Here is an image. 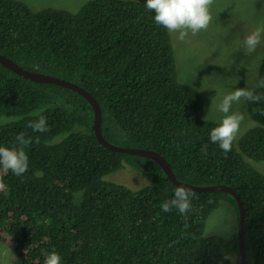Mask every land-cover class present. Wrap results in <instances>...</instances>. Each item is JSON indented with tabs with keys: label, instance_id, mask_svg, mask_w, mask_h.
Wrapping results in <instances>:
<instances>
[{
	"label": "trees",
	"instance_id": "16d2710c",
	"mask_svg": "<svg viewBox=\"0 0 264 264\" xmlns=\"http://www.w3.org/2000/svg\"><path fill=\"white\" fill-rule=\"evenodd\" d=\"M153 17L140 0H96L77 12L34 11L22 1L0 0V53L25 69L78 83H89L106 60H118L110 68L134 80L120 90L127 101L106 106L107 139L156 150L180 181L231 186L245 210L246 264H264V99L251 106L258 125L223 152L210 140L218 123L204 118L199 89L180 81L172 39ZM260 74L264 78V65ZM253 91L264 95V88ZM69 94L85 101L81 116L93 117L82 94L33 82L0 64V114L30 112L29 122L43 109L48 124L46 137L27 149L23 175L0 167V242L14 248L13 264H43L51 251L61 264H240L237 232L230 238L204 234L221 201L238 215L233 195L192 190L187 215L163 211L160 204L180 185L152 159L100 144L92 124L72 115ZM16 136L12 123L0 125L2 146L17 145ZM124 164L143 171L148 184L133 190L104 179Z\"/></svg>",
	"mask_w": 264,
	"mask_h": 264
},
{
	"label": "clouds",
	"instance_id": "9594fccd",
	"mask_svg": "<svg viewBox=\"0 0 264 264\" xmlns=\"http://www.w3.org/2000/svg\"><path fill=\"white\" fill-rule=\"evenodd\" d=\"M18 1L25 2L30 7V5L25 0H18ZM91 1L93 2L96 0H90L88 1V3ZM140 1H143L145 3V7L149 12L154 13V17H153L154 22L160 27H162L163 29H165L166 31H168L172 39L173 47H174V42H173L172 33H179L178 38L180 40H183L185 39V37L188 36L189 33L195 36L199 32L203 30H207L209 24L212 21L210 9H211V6L214 0H140ZM57 2L58 1H54L53 3H49L45 7H42V8H32V7L30 8L34 11H38L46 7L67 9L64 7L57 6L56 5ZM78 20L73 21V22L76 23ZM82 29L83 28H81L80 30ZM262 36H264V26L257 27L254 31L247 34L243 38V41L241 44L242 49L238 48V51H237L238 60L235 63L244 72L246 80H250L254 78L256 80V84L254 85L250 84V89H248L247 87H243V88L237 87V88H234L232 91H229L225 95H223V98L221 99V101L216 105V110L222 113V116L219 122L206 118L208 120H212L218 123L217 126L213 127L210 131V140L212 143L218 144L219 148L225 153L232 150L233 142L237 138L238 134H240L241 124L244 121V115L242 113L238 111L237 112L231 111L232 105L234 103H240L241 101L245 102L246 111L253 121V124L245 129L246 131L258 125V123L251 116L253 114L251 111L252 110L251 106L252 104L258 103L259 101L264 99V95L257 94L253 91L257 89L258 87L264 88V78H263V75L260 74V68L264 65V61H263L264 52H263V55L260 57V59L255 58V59L249 60V57H250V54L256 50L257 46L260 45ZM174 53H175V50H174ZM0 55L4 56L5 59H8L10 61V65L12 63H16L19 67H21L24 70L33 71V70H28L22 67V65L19 64L18 61L13 57L11 58L2 53H0ZM111 60L114 62H110L108 64L102 65ZM111 60H106L104 63L98 66L95 73L90 74L91 77L89 79V83H87L86 80L82 81V83H78L74 80H68L59 75H51L52 77H58L61 79H65L66 81L68 80L70 82H73L74 84L80 86L86 93L94 97L99 104L100 112L97 114L95 110L93 109V107L91 106L90 101L85 96V94L78 92L77 90H74L70 87L63 86L62 84H59V83H55V82H45V83L55 84L57 86H60L62 90L71 89L79 94H82L85 97V99L89 102L88 106H90L93 109V112H92L93 117L81 116L80 110L78 107L87 106L85 101L76 100L77 97L73 95L71 97L70 94L67 95V98L70 99L71 105L73 104L72 115L78 121L82 122L83 124H86L85 123L86 119L88 122L87 124H92V129L94 131L95 137L99 141L100 144L108 148H110L109 145H112V146H117V147H127V148H133V149H142V150L148 149V150H153L157 152L156 150L149 148V147L141 148V147L120 146V145L110 142L107 139L108 135L106 132V128L103 130V127H102L103 121L105 119L106 106H118L117 104L119 102L118 99H121L124 101L125 98L121 96L120 90L121 88L129 85L134 80L133 74L125 73L124 70L114 72L110 68V66H113L116 63H119V61L114 60V59H111ZM0 64L12 70L11 68H9V66L5 65L2 61H0ZM13 72L18 74L15 71ZM35 72H38V71H35ZM18 75L24 77L23 75H20V74ZM26 79H30V78H26ZM30 80L33 82H37L32 79ZM118 82H120V85L116 88V84ZM37 83H43V82H37ZM94 94L98 95L100 98L104 100L103 107L101 106V104L99 103L98 99L95 97ZM247 102L249 103V106H250V112L248 111ZM212 103H213V100H212ZM42 112H43V109H39L33 112V115L36 116L37 119L34 121H29V122H28V118L32 117V114L30 112L15 113V114H11L10 116L0 114V125L12 123L13 128L17 133V136H16L17 145H11V148L2 146V141L0 140V167H2L4 171L7 172L10 170L16 176H21L28 170L29 157L26 153L27 149H30L32 147L33 142L38 143L40 139L45 138L47 135L46 131H48L47 117L42 115ZM259 115L264 117V108ZM203 116H204V112H203ZM97 123H99L100 134H101L103 141H101L96 135L95 125ZM81 129L86 131L85 126H82ZM260 129H264V121L261 123ZM245 130L243 132H245ZM104 142L108 143L109 145L105 144ZM113 151H116V150H113ZM116 152H119V151H116ZM129 154H133V153H129ZM135 155H138V154H135ZM139 156H142V155H139ZM150 159L155 161L153 158H150ZM160 167L162 168V166ZM143 168H144V165H143ZM178 181L182 183H187V182H183L180 180ZM187 184H191V183H187ZM178 185L180 186H177L174 189V196L169 200L163 201L160 204V207L165 212H170L173 209H176L178 210L180 214L187 215V213L191 211L192 209L191 201L195 197L196 194L195 192L192 191L191 188H187L183 184H178ZM216 185H219V184H216ZM224 185H227V184H224ZM223 201H226V200H223ZM244 216H245V213H244ZM243 228H244V222H243ZM238 230H239V208H238L237 234H238ZM244 233H245V228H244ZM43 264H61V257L55 251L48 252L45 255Z\"/></svg>",
	"mask_w": 264,
	"mask_h": 264
},
{
	"label": "rangeland",
	"instance_id": "374dc122",
	"mask_svg": "<svg viewBox=\"0 0 264 264\" xmlns=\"http://www.w3.org/2000/svg\"><path fill=\"white\" fill-rule=\"evenodd\" d=\"M25 1L32 8H42L58 1L57 6L77 11L90 0ZM210 14L212 21L207 30L195 36L189 33L183 40L178 38L179 33L172 35L180 81L190 82L201 91L205 98L204 117L219 122L222 113L216 110V105L223 95L234 88L250 89V84H256L254 78L246 80L244 72L235 63L238 60L237 51L241 48L243 38L257 27L264 26V0H214ZM263 52L264 36L260 45L250 54L249 60L260 59ZM231 111H238L244 115L240 134L253 124L244 101L234 103ZM263 165L264 161L261 163L264 168ZM104 179L134 190L144 187L149 182L143 171L128 164L105 175ZM237 228L238 215L235 208L229 201H221L219 207L208 218L204 234L230 238L237 232ZM230 256L234 257V253ZM14 259V248L9 243L0 242V264H12Z\"/></svg>",
	"mask_w": 264,
	"mask_h": 264
},
{
	"label": "water",
	"instance_id": "95a60500",
	"mask_svg": "<svg viewBox=\"0 0 264 264\" xmlns=\"http://www.w3.org/2000/svg\"><path fill=\"white\" fill-rule=\"evenodd\" d=\"M0 61H2L5 65L9 66L13 71L17 72L20 75H23L26 78H30L34 81L37 82H55L62 84L63 86L70 87L74 90H77L78 92H81L85 94V96L88 98L90 101L91 106L95 110L96 114L100 112L99 110V104L96 101L94 97H92L90 94L86 93L80 86L74 84L73 82L66 81L65 79H61L58 77H52L51 75L48 74H43L40 72H35V71H27L19 67L16 63H12L10 65V61L8 59H5L4 56L0 55ZM95 132L97 137L102 140L101 134H100V128H99V123L95 125ZM105 144L109 145L108 143L104 142ZM111 149L119 151V152H125V153H133V154H138L146 157L153 158L162 168L164 169L165 173L167 174L168 178L176 183V184H183L187 188H191L192 190L196 191H225L230 194H232L236 199L238 200V208H239V230H238V242H239V259H240V264H246V243H245V233H244V228H243V222H244V207L242 206V202L239 198V196L235 193V191L228 185L224 184H219V185H212V186H194L191 184L187 183H182L179 182L172 170V167L170 163L167 161V159L158 154L157 152L153 150H148V149H133V148H127V147H117V146H112L109 145Z\"/></svg>",
	"mask_w": 264,
	"mask_h": 264
},
{
	"label": "bare ground",
	"instance_id": "6f19581e",
	"mask_svg": "<svg viewBox=\"0 0 264 264\" xmlns=\"http://www.w3.org/2000/svg\"><path fill=\"white\" fill-rule=\"evenodd\" d=\"M133 28H134V27H133ZM136 33H137V32H136ZM90 243H91V242H90ZM90 243H89V244H90Z\"/></svg>",
	"mask_w": 264,
	"mask_h": 264
}]
</instances>
